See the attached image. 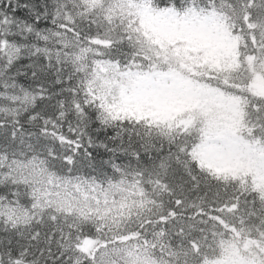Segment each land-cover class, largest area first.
<instances>
[{
  "label": "snow or ice",
  "instance_id": "6c2138e0",
  "mask_svg": "<svg viewBox=\"0 0 264 264\" xmlns=\"http://www.w3.org/2000/svg\"><path fill=\"white\" fill-rule=\"evenodd\" d=\"M0 264H264V0H0Z\"/></svg>",
  "mask_w": 264,
  "mask_h": 264
}]
</instances>
